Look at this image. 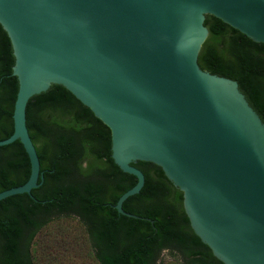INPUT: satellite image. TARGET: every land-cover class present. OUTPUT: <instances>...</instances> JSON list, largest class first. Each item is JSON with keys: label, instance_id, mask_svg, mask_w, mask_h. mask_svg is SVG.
Wrapping results in <instances>:
<instances>
[{"label": "water", "instance_id": "obj_1", "mask_svg": "<svg viewBox=\"0 0 264 264\" xmlns=\"http://www.w3.org/2000/svg\"><path fill=\"white\" fill-rule=\"evenodd\" d=\"M205 14L264 43V0H0L17 78L0 145L17 139L29 164L0 199L40 184L24 110L58 83L108 128L113 162L136 179L112 205L118 213L149 220L121 203L143 184L130 163L152 162L220 264H264V124L235 81L198 67Z\"/></svg>", "mask_w": 264, "mask_h": 264}, {"label": "trees", "instance_id": "obj_2", "mask_svg": "<svg viewBox=\"0 0 264 264\" xmlns=\"http://www.w3.org/2000/svg\"><path fill=\"white\" fill-rule=\"evenodd\" d=\"M196 55L198 67L236 82L264 124V43L256 42L211 14ZM8 36L0 25V139L12 132L17 78ZM42 180L36 188L0 199V264H38L32 244L49 222L75 219L96 264H220L189 225L182 193L159 166L136 160L139 191L113 208L135 183L110 156L108 128L64 86L51 83L31 95L24 110ZM12 155L9 161L8 156ZM27 156L16 139L0 145V191L25 181ZM151 220V221H150ZM164 255L169 258L164 260Z\"/></svg>", "mask_w": 264, "mask_h": 264}, {"label": "rangeland", "instance_id": "obj_3", "mask_svg": "<svg viewBox=\"0 0 264 264\" xmlns=\"http://www.w3.org/2000/svg\"><path fill=\"white\" fill-rule=\"evenodd\" d=\"M38 264H96L81 225L73 218L47 223L32 244ZM169 257L164 255V260Z\"/></svg>", "mask_w": 264, "mask_h": 264}, {"label": "flooded vegetation", "instance_id": "obj_4", "mask_svg": "<svg viewBox=\"0 0 264 264\" xmlns=\"http://www.w3.org/2000/svg\"><path fill=\"white\" fill-rule=\"evenodd\" d=\"M8 158H9V161H11L12 160V155H9Z\"/></svg>", "mask_w": 264, "mask_h": 264}]
</instances>
